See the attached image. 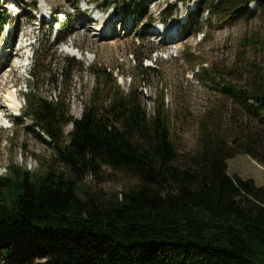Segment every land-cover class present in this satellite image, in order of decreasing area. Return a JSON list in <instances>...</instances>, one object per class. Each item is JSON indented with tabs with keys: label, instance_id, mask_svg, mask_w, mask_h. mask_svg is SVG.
Wrapping results in <instances>:
<instances>
[{
	"label": "trees",
	"instance_id": "trees-1",
	"mask_svg": "<svg viewBox=\"0 0 264 264\" xmlns=\"http://www.w3.org/2000/svg\"><path fill=\"white\" fill-rule=\"evenodd\" d=\"M247 1L264 7L207 8L224 20L243 15ZM236 69L235 81L211 72L223 103L203 112L193 149L173 137L169 109L148 111L134 86L103 76L76 118L65 94L48 98L30 85L22 116L48 136L53 157L43 171L11 163L0 174V263L264 264V186L230 175L226 163L245 153L264 166V64ZM40 72L41 84L71 81L67 68L61 79L51 65ZM115 173L124 179L117 190L86 181Z\"/></svg>",
	"mask_w": 264,
	"mask_h": 264
},
{
	"label": "rangeland",
	"instance_id": "rangeland-1",
	"mask_svg": "<svg viewBox=\"0 0 264 264\" xmlns=\"http://www.w3.org/2000/svg\"><path fill=\"white\" fill-rule=\"evenodd\" d=\"M214 1L126 0L131 11L125 12L121 0H0V115L7 123L0 126V174L11 163L43 171L53 157L48 136L22 116L24 93L37 84L48 98L65 94L76 118L103 76L125 90L134 86L148 111L156 105L169 109L173 137L181 148L193 149L203 112L216 101L223 103L211 72L235 81L240 77L236 68L249 59L264 64V7L249 1L243 15L224 14L228 18L221 20L207 8ZM157 25L163 31L173 28L177 36L151 33ZM49 65L59 79L67 68L70 87L64 89L63 81L57 87L54 81L41 84L37 77ZM12 100L17 109L10 107ZM70 129L68 124L64 132ZM226 163L230 175L264 186V166L248 154H236ZM110 178L86 181L122 188V176Z\"/></svg>",
	"mask_w": 264,
	"mask_h": 264
},
{
	"label": "bare ground",
	"instance_id": "bare-ground-1",
	"mask_svg": "<svg viewBox=\"0 0 264 264\" xmlns=\"http://www.w3.org/2000/svg\"><path fill=\"white\" fill-rule=\"evenodd\" d=\"M162 28H164V26L165 25H160ZM103 27V26H102ZM173 29V28H172ZM171 28L170 29H164V31H163V29H161L160 27H159V25H157L156 27H154L153 28V30H152V32L151 33H154V34H157V35H168L169 37H168V39H173L174 37H176L177 35V33H174V31H172V32H170L171 30H172ZM102 30V29H101ZM100 30V31H101ZM167 32V33H166ZM104 36V35H103ZM76 55V54H75ZM77 55H78V53H77ZM80 57V56H79ZM10 99H11V97H9ZM10 105V107L13 109V108H18L19 107V105L17 104V102H15V101H11V103L9 104ZM0 126H7V123H6V118H4L3 117V115L1 114L0 115Z\"/></svg>",
	"mask_w": 264,
	"mask_h": 264
},
{
	"label": "water",
	"instance_id": "water-1",
	"mask_svg": "<svg viewBox=\"0 0 264 264\" xmlns=\"http://www.w3.org/2000/svg\"><path fill=\"white\" fill-rule=\"evenodd\" d=\"M247 2H249V1H247Z\"/></svg>",
	"mask_w": 264,
	"mask_h": 264
}]
</instances>
